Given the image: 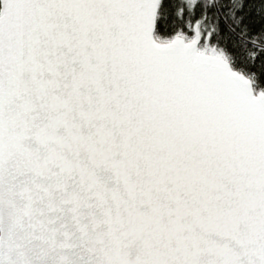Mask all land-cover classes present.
I'll return each instance as SVG.
<instances>
[{"label":"snow or ice","instance_id":"snow-or-ice-1","mask_svg":"<svg viewBox=\"0 0 264 264\" xmlns=\"http://www.w3.org/2000/svg\"><path fill=\"white\" fill-rule=\"evenodd\" d=\"M0 264H264V0H0Z\"/></svg>","mask_w":264,"mask_h":264}]
</instances>
